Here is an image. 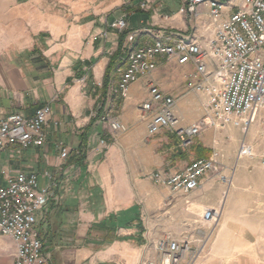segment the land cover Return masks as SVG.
Listing matches in <instances>:
<instances>
[{"label": "crops", "instance_id": "1", "mask_svg": "<svg viewBox=\"0 0 264 264\" xmlns=\"http://www.w3.org/2000/svg\"><path fill=\"white\" fill-rule=\"evenodd\" d=\"M50 1L51 6L47 0H0V121L14 113L30 118L46 105L51 110L44 145L20 155L15 154L17 147L7 149L0 158V182L10 173L31 172L45 185L42 174L51 175L55 198L36 215V229L52 264L152 260L153 243L163 236L192 240L203 232L198 221L206 208L219 209L220 217L196 264H264L262 114L246 131L206 129L190 150L172 133L149 137L148 120L138 112L148 100V84L175 98L181 127L199 123L205 101L186 90L193 67L173 60H158L153 72L130 84L126 98L113 94L128 51L152 43L146 36L133 44L124 39L102 89L118 49L120 33L114 23L123 18L127 33L147 28L178 33L187 29L181 13L184 0L179 11L162 16L147 12L156 0ZM140 13L149 18L138 20ZM202 24L198 31L190 26L189 34L206 38L212 27L209 19ZM103 115L118 120L126 131L112 134L100 121ZM242 141L252 148V159L238 155ZM199 146L208 151L201 158L216 156L218 166L200 180L197 190L173 194L152 182L153 172L179 171L195 160ZM60 148L68 151L66 158H61ZM78 152L84 154L79 165ZM219 174L230 183H222ZM2 238L12 244L13 258V241Z\"/></svg>", "mask_w": 264, "mask_h": 264}, {"label": "built area", "instance_id": "2", "mask_svg": "<svg viewBox=\"0 0 264 264\" xmlns=\"http://www.w3.org/2000/svg\"><path fill=\"white\" fill-rule=\"evenodd\" d=\"M230 1H183L181 13L190 18L198 16L199 7L208 9L212 31L206 38L150 28L127 33L126 44H133L141 36L153 41L128 51L126 66L113 89L114 95L126 98L130 84L153 72L158 60H173L179 66L193 67L186 78V90L204 96V115L199 123L181 127L174 110L175 98L148 84V100L139 106L138 112L142 119L148 120L149 137L173 132L178 144L187 148L192 139L206 129L221 131L234 127L246 131L259 114L264 121V0H239L237 5L229 6ZM113 27L123 33L127 25L122 18ZM205 29L208 30V26ZM50 113L46 105L36 109L30 118L20 113L3 118L0 121V158L11 147L20 150L42 147ZM100 121L107 124L112 134L126 131L115 118L103 115ZM100 145L103 146L104 141ZM60 150L61 158H66L68 151ZM238 154L249 159L254 157L252 148L244 142L239 145ZM217 166L216 156L198 158L179 171L157 170L150 179L173 194L188 195L197 190L200 180ZM41 177L48 184L41 185L39 176L31 172L10 173L0 182V236L10 238L15 245L12 264H52L36 229V215L55 194L49 185L51 175L44 173ZM219 180L230 183V179L221 174ZM219 217L218 209H205L198 221L205 230H199L198 239L178 240L165 235L153 243L154 259L139 264H195L204 254Z\"/></svg>", "mask_w": 264, "mask_h": 264}, {"label": "rangeland", "instance_id": "3", "mask_svg": "<svg viewBox=\"0 0 264 264\" xmlns=\"http://www.w3.org/2000/svg\"><path fill=\"white\" fill-rule=\"evenodd\" d=\"M181 2H182V0H158V3H157V0H156L154 3L148 4L149 9L147 10V12L149 14L150 13L151 14H154V15L157 14L158 16H162V15H165V14H167V15H173L174 13H176L177 11H179V9L181 8V6H182V3ZM238 3H239V0H231L228 5L229 6H232V5H237ZM51 4H52V2L50 0H47V5H50L51 6ZM197 12L199 13V15L196 18H190V16H187L185 14L186 15V19H185V21L183 19V22L185 23V27L187 29H185V28L180 29V27H176V28L180 29V31L178 32L179 34H188L189 32H191V30L189 29L190 26H191V29L193 28V31H198L199 29H201L202 27H204V24H202V23L208 21V12H207V9L205 7H199L197 9ZM146 18H149V15L148 14H143V13H140V15H138V17H137L138 20L139 19L145 20ZM135 26L136 27H139V28L141 27V25L138 24V21L136 22V25ZM167 31L168 30H165V33ZM191 93H193V92H189V94H191ZM184 95H187V92H182L181 93V96H184ZM141 97L142 96L140 95L138 97V99H140ZM140 104H141V102H140ZM170 133L174 134L173 132H168V134H170ZM200 134H202V132H200ZM197 137H195V138L192 139V144H191V146L188 147V150L192 149L191 147H192V145L194 143V140ZM242 142H244V141H242ZM246 145H248V144H246ZM238 148H239V146H238ZM23 151L24 150H20L19 148H16L15 154L16 155H20ZM206 209H209V208H206ZM204 210L205 209H203L202 212ZM195 239H198V237L194 238L193 240H195ZM11 245L12 244L10 243V241H7L6 239H4V238H2L0 236V264H12V259L13 258H12V252H11L12 251ZM43 250H44V253L47 254L48 250H45L44 248H43ZM204 255H205V253L202 254L201 257L204 256ZM49 257L52 258V255L50 254Z\"/></svg>", "mask_w": 264, "mask_h": 264}, {"label": "trees", "instance_id": "4", "mask_svg": "<svg viewBox=\"0 0 264 264\" xmlns=\"http://www.w3.org/2000/svg\"><path fill=\"white\" fill-rule=\"evenodd\" d=\"M126 35H127V32L120 33L119 42H118V49H117L116 53L114 54L113 58L111 59L109 65H108V67L106 69V73H105L102 89L106 88L108 80H109V74H110L111 69L113 68V66L115 64V60L118 57H120V55H121V48H122V44H123V41H124ZM42 37H45V36L43 35ZM32 52H37V51L35 49H33ZM198 149H199V151H198ZM196 150L198 151V152L196 151L197 158H201V155H203V154H208V151L203 149V148H201V146L197 147ZM76 157H77L76 163L78 165L81 164L83 159H84V154H81V152H78V155ZM111 241L112 240H110L109 243Z\"/></svg>", "mask_w": 264, "mask_h": 264}]
</instances>
